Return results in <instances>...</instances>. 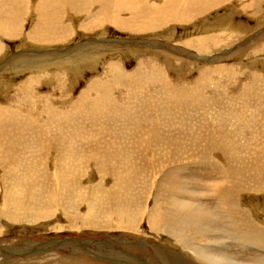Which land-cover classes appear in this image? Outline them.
I'll return each instance as SVG.
<instances>
[{
	"label": "rangeland",
	"instance_id": "obj_1",
	"mask_svg": "<svg viewBox=\"0 0 264 264\" xmlns=\"http://www.w3.org/2000/svg\"><path fill=\"white\" fill-rule=\"evenodd\" d=\"M8 1L0 0V42L5 45L0 55V158L3 156L7 164L15 159L23 165L29 164L18 168V171L22 170L32 182L36 181V188L42 185L46 199L50 201L45 200V203L41 200L34 213L37 219L32 222L5 219L0 223V264H7L2 260L4 256L22 249L27 252L22 264H35L31 262L35 258L42 262L46 259L49 264H77L73 250H77V245L84 247V241L102 245L110 239L116 251L120 250L119 238L122 235L141 236L145 240L150 237L149 241L153 242L148 228L162 215L152 209L156 187L164 180L161 177L173 167L195 164L206 156L208 161L205 164L189 167L187 174L180 175V178L194 194L204 197L199 198L200 204L215 212L214 200L205 196L209 195L208 186L218 181L217 169L223 166L220 161L232 169L241 167L245 170L247 162H253L258 154L264 155V0H250L252 4L257 2L258 7L248 12L242 8L249 4L247 0H243L245 4L240 3V6L237 0H207L208 7L204 8L200 4L202 0H188L195 2L196 12L202 11V14L180 13L179 16L185 18L182 25L163 23L165 27L158 30L144 28L141 19L136 23V29H123L115 16L123 10V5L125 10L133 11L135 6H142L146 1L153 6L155 16L166 20L167 15L177 14L171 0H139L136 3L125 0L124 4L123 0H115L116 3L114 0L104 1L103 4L111 3L110 14L106 12L109 20L96 27L93 23L98 20H90L91 15L82 16L88 12L86 3H83L80 6L71 5L62 19L54 16L59 18L61 27L54 24L49 28L34 27L37 23L35 14L22 12L15 28L7 31L1 25H4L2 19L11 17L13 21ZM210 1L215 3L214 7H211ZM37 2L32 0L31 4ZM147 16L148 19L134 14V18H145L147 25L152 18L161 19ZM122 17L126 20L129 16ZM101 19H104L103 10ZM90 27L93 28L85 30ZM196 42L213 43L214 46L205 50L189 46ZM31 52L48 53L47 56L51 53V57L60 55L61 58L57 57L55 63L44 64L27 60L21 71L16 65L22 59H17L9 67V60L14 59L16 53L22 56L25 53L23 57L27 59ZM29 64L34 66L27 67ZM84 92H88L86 102L81 98ZM23 109L28 110L27 113ZM146 140L162 148L168 146L172 159L166 161L165 166L162 152L159 161H155L148 156L152 152L145 151L139 158L147 164H142L140 171H133L132 167L139 161L138 147ZM68 146L79 157L63 185L69 196L58 188L54 174L58 162L56 155L66 154ZM73 157L69 156L70 159ZM109 157L111 159L105 161ZM151 162L154 164L149 165ZM122 163L125 168L121 167ZM7 164L0 167L1 185L6 184L15 173L12 168L13 173L4 172ZM208 164L214 167L209 168L211 165ZM215 165L218 166L216 169ZM260 167L264 169V163ZM34 168L39 169L35 172ZM118 171H127L125 173L130 174V178L132 176L134 185L122 194L123 199L117 205L119 212L116 213L114 194L111 193L116 179L114 173ZM242 179L251 182L247 185L252 191L240 196L238 202L252 218L259 221L260 216L264 220V188L256 189V181L245 173ZM40 182H44L45 186ZM58 197H63V200ZM159 198L161 203L165 200L161 195ZM179 199L195 201L190 193ZM95 201L102 202L103 215L111 214L112 224L82 225L84 215L89 214V208ZM62 206L67 210V216L62 213ZM72 210H75L73 214ZM121 210L126 214L122 215ZM220 220V227L228 231L229 225ZM134 228L138 233L133 231ZM158 239L153 242L150 257L157 261H185L186 256L173 242L161 235ZM220 241L229 242L230 246L221 251V255L237 263L256 264L260 262L258 257L264 256L260 251H241V242H232L229 237ZM169 248L176 253L173 254Z\"/></svg>",
	"mask_w": 264,
	"mask_h": 264
},
{
	"label": "bare ground",
	"instance_id": "obj_2",
	"mask_svg": "<svg viewBox=\"0 0 264 264\" xmlns=\"http://www.w3.org/2000/svg\"><path fill=\"white\" fill-rule=\"evenodd\" d=\"M9 1L8 2L11 4L10 9L12 10L9 14H11L13 16V21H11V17L7 18V20H3L2 19V21H4V25L5 26L1 25L5 29H8L7 31L13 30L15 28L16 20H17V18L19 16H21L22 12L23 13L32 12L33 14H35V16H36L35 21L37 23H36V25H34V27L48 26V28H49V26L51 24H54L55 27H61V22L58 20L59 18H54L55 15L57 17L60 16L61 19H62L65 16L64 12L66 10H68L71 5L77 4L78 6H80L83 3H86L85 7L87 8L88 12L85 13L84 15H82V16L91 15V17L89 18L90 20H92V21L98 20V21H95L93 23L94 24L93 27H96L97 25L102 23V21H108L109 20L108 15L106 14V12H109V14H110V8H111V3L110 2H108L107 4H103L104 1H108V0H82L80 2L78 0H59V1H57V0H45L46 2H43L44 0H38V2L35 5L31 4L32 0H9ZM124 1L125 0H123V4H124ZM132 1L134 3H136L139 0H132ZM237 1L239 2V6L241 5L240 3L245 4L243 2V0H237ZM249 1L250 0H247L248 3H249ZM4 2H6V1H4ZM114 2H115V0H114ZM171 2H172V6L177 10V14L167 15L168 18L165 17L166 20L163 19L162 16H155L152 13L153 6L149 5L146 1L143 2L142 6H138V5L135 6L133 8V11L125 10L124 5H123V10L119 11L117 16H115V17H117L119 19L121 28H123V29L126 28L128 30L129 29L133 30V29H136V25H137L136 23L140 19L142 20L141 23H143L142 25L144 26V28L146 27L147 29H157V28L159 29L160 27H165L163 23H167L168 25H171L170 23H173L175 25H180V24L182 25V23H184V21H185V18H183V16H179L180 13H182V15L183 14H187V13L190 14V15L191 14L192 15H200L199 13L202 14V11L201 12L200 11L196 12L197 4L195 2H190L188 0H171ZM115 3H114V5H115ZM209 3L211 5V7L215 6V3L213 1H210ZM255 3H257V2H254V4H252V3L245 4L244 6H242V8H243L244 11L248 12L249 10H251V9L255 8V6H257L258 3L257 4H255ZM5 4H7V3H5ZM200 4H201L202 8L208 7L207 0H202L200 2ZM119 7H118V10H119ZM101 10H103L104 19H101ZM241 12H242V10H241ZM135 13L137 14V16L139 15V16H143V17L147 18L148 17L147 15H152L150 17H161V19L157 18L159 20H156L155 18L154 19L152 18V19H150L148 21V25H147V22L145 21V18L144 19H142V18H134V14ZM254 13H256V12H254ZM245 14H247V13H245ZM252 14H253V12H252ZM124 15H128L129 17L126 18V20H124L123 19L124 17H122ZM111 16L113 17V15H111ZM249 16H251V15H249ZM99 21H101V22H99ZM104 23H106V22H104ZM93 27L87 28L85 30H91ZM139 27L141 28V26H139ZM64 28H66V27H64ZM69 28H71V27L69 26ZM20 30H22V21H20ZM20 30H18V31H20ZM65 31H67V30H65ZM75 32H76V30H75ZM62 34H64V33L62 32ZM70 35L71 34H69V36ZM60 36H61V33H60ZM16 37H18V36H16ZM63 38L64 37L62 36V39ZM69 38H72V37H69ZM6 39H8V38H6ZM25 40H27V39L25 38ZM57 41H59V40H57ZM28 42H29V40H28ZM45 43H46V41H45ZM66 44H67V42H66ZM150 44L151 43H149V45ZM189 46H191V47H193V48H195L197 50H205V49H208L210 46H214V44L213 43H199V42H196V43L189 44ZM4 48H5V45H3L0 42V55L4 51ZM71 50H73V49H71ZM146 50H149V49H146ZM69 52H70V50H69ZM25 53H27V52H25ZM25 53H24L23 56H25ZM54 54H56V53H54ZM75 54H76V52H75ZM81 54L79 56H81ZM97 54H98V52H97ZM47 55H48V53H47ZM47 55L45 53H39V52L32 53L31 52V55L27 59H24V57L22 56L21 53L20 54L16 53L14 55V57H13L14 59H12V60L10 59L9 60V64H10L9 67L12 64H14V62H16L17 59H22L23 60V61L19 60L17 62V65H16V68L20 69V71H21L23 69V64L27 60L39 61V62H42L44 64V63H48L50 61L54 62L57 59V57H60V55L55 56V57H51L50 55H53L51 53L49 54V56H47ZM83 56H84V53H83ZM92 56H94V53L92 54ZM82 59H83V57H82ZM96 60L92 61V62L94 63V62H96ZM66 61H69V60H66ZM66 61L64 63H67ZM87 61H89V60H87ZM72 62H71V64H72ZM31 66H34V64H29L27 67H31ZM27 67H26V69H27ZM43 67H46V66H43ZM39 68H40V66H39ZM78 68H80V67L78 66ZM38 85H40V84H38ZM30 86H32V85H30ZM86 91H88V89ZM27 92H28V90H27ZM29 93H30V90H29ZM86 93L88 94V92H86ZM86 93L83 94L84 95L83 97H81L82 101H85V102L87 101V96H88V95H86ZM90 94H89V96H90ZM70 100H71V98H70ZM67 102H70V101H67ZM72 102H74V101H72ZM91 103H90V105H91ZM82 108H84V107L82 106ZM36 109L37 108H35V110ZM23 110H25V109H23ZM27 111H26V113H27ZM88 113H89V111H88ZM26 115H28V114H26ZM42 117H43V115H42ZM33 120H35V119H33ZM39 121H40V119H39ZM51 123H53L52 120H51ZM67 125H69V124H67ZM34 131L36 132V130H34ZM90 131H93V130H90ZM65 134L66 133H64V136H65ZM25 139H27V137ZM48 139H49V137H48ZM55 139L53 141H56V140L58 141L59 140V138L56 139V140ZM62 140H64V138ZM23 141H25V140L23 139ZM89 141H91V140H89ZM93 141H95V140H93ZM138 141L140 142L139 138H138ZM163 141H165V139ZM25 143H26V141H25ZM94 145H96V144H94ZM63 146H64V144H63ZM108 146H109V144H108ZM99 148H101V147H99ZM111 148H113V147H111ZM138 148H139L138 149V158L143 156V152L150 150L152 153L149 154L148 156L153 157L155 161H159V154L161 152L164 154L163 163H164L165 166H166V161H168L169 159H172L171 158L172 151H171L170 148L168 149V146H167V148L166 147L162 148V147L157 146V145L149 142L148 140H146L145 143H142L141 146L139 145ZM57 149H58V147H57ZM61 149H63V148H61ZM118 149H119V147H118ZM54 150H56L55 147H54ZM58 150H60V149H58ZM58 150H57V152H58ZM63 150H65V149H63ZM12 152L13 151H10L9 153H12ZM65 152H66V154H64V155H63V153L60 154V156L56 155V157L58 159L56 158L55 160H57L58 162L56 163L57 164V169L55 170L54 174H55V176L57 178L58 188L61 189V192H63V194L65 193L66 195L69 196L67 189L66 188L63 189V185H64V182H65V179L68 176V173L71 171V169L75 168L76 163L79 161L78 160L79 157L75 155L74 150L71 148V146H68L66 148ZM120 152H121V150H120ZM3 153H5V152H3ZM6 153H8V152H6ZM262 153L264 154V152H262ZM91 154H92V152H91ZM93 154H94V152H93ZM9 155H11V154H9ZM66 155H69V156L74 155V157L72 159H70L69 156L66 157ZM255 155H257V154H255ZM109 156H111V155L109 154ZM84 157H85V155H84ZM88 157L89 156H87V158ZM205 157L206 156H203L204 161H203L202 158H200L195 164L189 163V164L184 165V166L180 165V166H176V167H173V168L171 167L172 168V169L170 168L171 171H169L167 175L165 174V175H163L161 177V179H163V177H164V180H161L159 182L160 186L156 187L157 191H156V194H155V197H154V200H153L152 209H156V213L162 214V215L157 219V221L155 223H152L149 226V228H148V231H150V236L153 239V240L152 239L151 240L154 242L155 240H159L158 237L160 235L164 236L166 238V240L173 242L175 244V246L177 248H179L180 252L184 256H186V259H185L184 262H174V261L162 260V259H161V261H157L153 257H150V256H152L151 255V250H152L153 244H154L153 242L149 241L150 237L146 238V240H145L141 236L124 237L123 235H122V237L119 238L121 240V242L119 243V246H120V250L119 251H116L114 249L113 244L110 241V239L105 240V242L102 245H99V244H97V245L96 244L95 245L88 244V242L84 241V243H85L84 247L80 246V245H77L78 246L77 250H73L74 261L77 264H88L90 262H92V264H241L240 262L237 263V262L233 261L232 259H229V258L224 257V256L221 255V253H222L221 251H224L225 249H229L230 246H229V242L226 243V242H223V241H220V240L223 239V238L226 240V239H228V237L231 240H233L232 242H234V240L235 241H240L241 242V246L240 247L242 248L241 251H243V252L252 250V251H258V252L260 251V252H262L264 254V231H263V227H262V226H264V223L262 222L263 218L258 216V218L260 219L259 221L256 218H252L251 214L247 213L246 208L241 206V204L238 202L240 196L243 197L248 191H252L250 189V187L247 185V184H251V182L249 180H247V179H244V180L242 179L244 173L248 177H250V178H252V179H254L256 181L255 184H254V187L256 189H263L264 188V169L260 167V164L264 163V155L258 154L256 157H254V161L253 162H251V163L247 162V164L245 165V167H246L245 170H242L241 167L240 168H238V167L234 168L233 167V169H232L231 167L227 166L225 162H221L220 161V164H222L223 166L220 167L219 169H217L218 172H219V175L217 176V180L218 181L215 184L208 186L209 195L205 196V197H209V199H211V200H214L215 205H216L215 212H212L211 210L206 208V206H203L202 204H200L198 202L199 198L200 197L204 198V197H202L201 194H194V192L189 190V188L187 187V183L185 181H182L181 178H180V175H183V174L186 175L187 174V172L189 171V167L192 168V166H193V168H194V166H200V165L205 164V161H208ZM15 158H17V157H15ZM50 158H53V157L51 156ZM108 159H111V157L105 159V161H107ZM148 159H149V157H148ZM5 161L7 162V160H5L4 157L2 156L0 158V167L1 166L4 167V165L7 164V163H5ZM9 162H10V164L6 165V170L5 169H2V170H5L4 172L9 174V173H13V171H12V169H13L15 173H13L14 175L9 179V181L6 184H4V185L0 184V187H1V190H0V223L1 222H5V219H12V220H15L16 222H22L23 220H27V221L32 222L35 219H37V215L34 214V213H35V209L42 203L41 200H43L44 202H45V200H47L46 199L47 195H46L45 189L43 187H41L42 185L36 188V181L32 182L22 172V170L18 171V168H20V167L24 168V167L28 166L29 164L23 165V162H21V161L17 162L16 159L14 161H12V162L9 160ZM81 162H82V160H81ZM37 163H36V165H37ZM118 163H120V162H118ZM171 163H172V161H171ZM179 163H181V162H179ZM142 164L146 165L147 163L146 162H142L140 160V158H139V161L135 163V166L132 167V170L136 171V172L140 171L141 170L140 166ZM151 164H154V163H152V162L149 163V165H151ZM235 164L236 163H234V165ZM121 165H119V166L125 168L123 166V163ZM208 165H211V164H208ZM215 166H216L215 167V169H216L218 166L217 165H215ZM207 167H209V166H207ZM211 167L213 168L214 166L211 165L209 168H211ZM39 168H40V166H39ZM39 168H37V169L34 168V171L36 172ZM41 170H43V169H41ZM125 172H127V171H125ZM125 172L119 173V171H118V172L114 173V175L116 176V179H115V182H114L113 186L111 185L112 189H113L111 194H114L113 201H114V208L117 210L116 213L119 212V208L120 207L117 206V205H119L121 200L123 199L122 194H124L126 191L130 190L132 188V186L134 185L133 180H132V176L130 178L129 177L130 174L128 175ZM46 173H47V170H46ZM2 174L3 173H1V176H2ZM52 177H53V175H52ZM47 178H49V177H47ZM236 180H237V182H236ZM40 183L44 185V182H40ZM243 183H245L244 186H242ZM66 184H67V182H66ZM52 185H54V184H52ZM59 189H58V191H59ZM95 189L98 190L97 188H95ZM54 191H56V190H54ZM72 192L77 193L76 191H72ZM257 192H258V190H257ZM186 193H190V195H192V197L195 198V201H192V202L181 201L179 198H181ZM48 194H49V192H48ZM160 195L162 196V198L165 199V200H163L162 203L160 202V198H159ZM55 198H57V197H55ZM58 198L63 200V197H61V198L58 197ZM51 201H53V200H51ZM44 202H43V205H44ZM78 203H80V202H78ZM101 203L102 202H98V203H96V201L93 202V204L89 208V214H85L84 215L83 221L81 222V223H83L82 225H86V224L97 225V224H104V223L112 224L111 214L110 215H103L104 210H103V205H101ZM81 204H83V203H81ZM106 206L108 207L109 205H106ZM60 209L62 210V213L65 216H67L66 215L67 210L64 209L63 206ZM55 210L56 209H54V211ZM40 211H42V210H40ZM74 211L72 210V213L71 212H69V213L73 214ZM121 214L124 215V214H126V212L121 210ZM64 215H63V217H64ZM39 217H40V215H39ZM68 218H66V219H68ZM141 218H143V217H141ZM141 218L139 220H141ZM144 219H145V216H144ZM220 219L223 220L224 224H228L229 225V230L228 231H226V230H224V229H222L220 227V225H221L220 224V221H221ZM254 220H255V224H254ZM133 231L137 232V229L134 228ZM165 248H168V247H165ZM95 249H97V250H95ZM169 249L171 250V252L173 254L176 253L171 248H169ZM216 251H218V252H216ZM1 253H2V251H0V254ZM11 253H13V254H11ZM11 253L8 256H4L2 258V260L5 263H7V264H22L23 259H24V257H25L27 252L23 251V249H22V250H16L15 252H11ZM173 254H171V255H173ZM258 258L259 259L257 261H260V262H258L256 264H264V256L262 258L261 257H258ZM31 262H33L35 264H49L46 261V259H45V262H42L38 258L32 259Z\"/></svg>",
	"mask_w": 264,
	"mask_h": 264
}]
</instances>
